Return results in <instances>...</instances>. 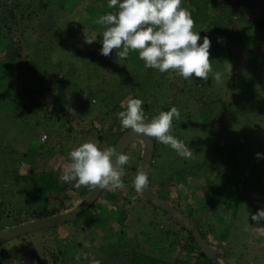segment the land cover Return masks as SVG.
Here are the masks:
<instances>
[{"label":"trees","instance_id":"obj_1","mask_svg":"<svg viewBox=\"0 0 264 264\" xmlns=\"http://www.w3.org/2000/svg\"><path fill=\"white\" fill-rule=\"evenodd\" d=\"M50 2L51 0H0V106L6 104L3 96H8L9 99L17 97L10 99L17 109L22 106L26 98L33 104H40L37 100L41 94L56 89L55 83L41 84V77L40 81H32L33 70L42 71L43 68L40 69L38 61L32 62L29 59L30 53L33 55L40 53L42 58L39 59L43 60L51 57L57 58L59 59L55 62L57 64L62 63L57 52L61 49L63 50L60 56L65 54L79 56V51L76 49L70 51L69 46L70 37L74 41V35L71 32L73 24L48 13ZM54 2L60 5L61 0H54ZM98 3L102 4L101 7ZM208 3L209 17L216 20L213 22L216 30L213 35V44L218 50L224 46L223 41L226 38V35H223L225 30L220 29L223 25L222 20L225 19L229 25L235 24L236 21L246 23L247 20L244 14L227 11L223 5L217 3V0H208ZM81 4L84 5L85 17L90 18L96 15V11L101 15L106 12L104 8L107 6V0H89V7L85 6L84 1ZM258 25L264 26V13ZM57 38L58 41H56ZM225 52L230 54L228 49ZM44 65L49 64H45L44 61L40 66L44 67ZM44 74L46 73L42 71L41 75ZM208 88H210L208 84L205 85V89L187 86L188 93L195 97L197 112L195 114L188 112L190 107L188 104L179 108V112L190 114V118L196 115L195 117L200 119L203 127L207 128V136H210L217 130L226 132L231 124H226L224 119H217L219 114L214 105L216 97L207 90ZM164 90L170 99L173 101L177 99L175 94H169L171 91ZM243 90H245L244 83H237V79L230 77L224 93L230 99H237ZM260 91L262 95L255 92L254 98L257 95L261 99L264 97V89ZM139 94V96L132 95L145 101L141 92ZM109 104L103 102L95 109L98 112L102 110V106L105 109L107 107L111 115L108 128L104 133L98 131L97 138L101 140L108 133H115V139L112 142L114 145L120 135L128 129L120 126L117 117V113L122 110L121 104L114 103L111 106ZM172 105L171 102L166 106L150 109L144 102L142 108L146 118L151 119L158 110H168ZM253 105V102L242 104L240 107L242 110H233L234 114H245L246 119L245 124H240L236 131L238 135L240 134L239 138L246 136L251 140V146L254 143L250 155L252 160L259 162L263 168L264 157L258 159L255 153H264V112L263 116H260L261 120L256 121V118L253 120V116L259 113L257 110L253 111L254 113L251 112ZM56 107L51 104L48 113L53 112ZM81 107L84 108V112L85 102H81ZM60 110L63 112V108ZM93 112L95 111H91ZM44 113L47 114L45 111ZM252 113L253 116H251ZM87 119L88 116L85 121ZM240 121H242L241 118ZM86 125L87 123L83 126ZM172 125L176 126L172 134L181 140L184 139L187 131L180 132L181 126L177 125L174 119ZM243 126H248L254 132H258L259 128L263 127V136L261 138L254 135L249 136L241 128ZM46 136V139L41 141L49 138V135ZM152 139L154 147L148 168L150 186L160 197L178 207L198 229L202 237L222 252L231 264H244L242 259L245 255L243 258L242 254L237 255L238 261L236 262L228 258L231 254L230 245L235 240L230 238L237 234L236 229H231L239 208L237 198L243 199V195L236 192L225 199L222 193L226 182H237L240 186L251 180V177L244 175L243 166L236 165L228 168L229 165L226 164L228 153H224L221 144L214 152L199 151L196 153L193 151L190 158H183L169 146L161 144L155 138ZM188 145L190 146L189 143ZM127 147L123 153H126ZM130 147L131 151L126 153L130 155V160L136 151L138 155L123 169L124 187L115 192L102 189L96 199L70 221L26 232L1 242L0 264H90L85 258L86 255L100 260V264H213L186 229L174 222L164 210L146 202L140 193L135 192L132 179L139 166L142 144L136 140L131 143ZM42 149L45 151L44 147ZM163 151L169 153L167 166H162ZM37 156L38 158L36 156L33 158L29 152L8 155L0 148V187L3 188L0 192V231L30 220L63 212L73 207L92 188L88 186L75 188L72 183L60 182L61 167L50 161H46V167H43L44 159L38 154ZM177 163L179 168H173ZM165 171H168L170 175L157 179L160 178L158 173L165 174ZM226 171L239 173V175L229 180ZM177 172H181L180 177H175ZM262 176L264 177V174ZM218 177L224 181L221 185L215 186L214 180ZM22 180L24 183L19 186ZM170 181L181 184L182 187H191L192 190L186 191L185 194H181L178 188L171 191L167 188ZM163 182L166 185H163ZM257 186L262 188L264 183ZM159 190L163 193L160 194ZM229 213L230 218H227ZM251 214L254 213H250L249 221L256 228L255 222L251 220ZM261 224H264V221ZM77 234L79 236L75 238ZM15 240H20L21 243H14ZM87 240L97 248V251L92 252L88 248L85 249L84 242ZM258 245L264 247V238L258 240ZM250 263L264 264V261L254 258V261Z\"/></svg>","mask_w":264,"mask_h":264},{"label":"rangeland","instance_id":"obj_2","mask_svg":"<svg viewBox=\"0 0 264 264\" xmlns=\"http://www.w3.org/2000/svg\"><path fill=\"white\" fill-rule=\"evenodd\" d=\"M83 1L85 6H90L88 5L89 0H61L60 5L51 0L47 12L54 17H59L60 20H67L73 24L71 32L76 42L70 37L69 46L71 47L70 51H72L71 49L78 50L79 56H75V54L73 56L69 54L60 56L63 50L61 49L57 51L60 60L62 63H67L57 64L55 63L59 60L57 58L51 57L43 60L39 59L42 58L40 53L34 55L30 53L29 59L32 62L36 60L41 65L45 61V64H49L44 65V67L39 65L40 69L43 68L42 71L46 73L44 75H41L42 71L40 70H33V74H31L33 75L32 81H40L39 78L41 77V84L55 83L57 87L47 93L45 92L43 95L41 94L37 100L40 104H33L26 98L18 109L10 100L17 97L9 99L8 96H3L6 104L0 106V148L8 155L29 152L32 157L36 156L38 158V154L40 158L44 159L43 167H46V161H50L61 167L62 170L63 165L68 162L69 151L83 141L94 140L102 148L113 147L112 142L115 139V133H108L101 140L97 138L98 131L104 133L111 120L107 107L105 109L102 106V110L98 112L95 110L103 102L110 103L109 106L114 103L122 104L129 97H134L133 95L139 96V92H141V95L145 98L144 102L147 103L150 109L166 106L172 102V106L177 107L178 110L188 104L190 106L188 112L195 114L198 107L195 97L188 93L187 86L191 85L192 87L205 89V85L208 84L210 88L207 90L216 97L214 105L217 107V114H219L217 119H224L226 124H231L227 131L223 133L217 130L212 135L207 136V128L203 127L200 119L195 117L196 115L190 118V114L180 113L179 118H174V120L177 125L181 126L180 132L187 131L182 141L186 144L189 143L194 152H214L216 147L221 144L224 153H228V162H226L229 165L228 168L242 165L244 175L251 177L249 182H245L240 186L237 182H226V187L222 190L225 199L236 192L242 193L241 196L243 195V199L237 198L239 199V208L231 225V229H236L237 234L232 235L230 238L235 240L230 245L231 254L228 258L232 262H236L238 261L237 255L242 254V258L245 255L242 259L244 264H255L250 263L254 261V258H259V261L262 260L263 262L264 247H259L258 240L264 238V234H260L255 230V225H252L249 221V215L251 212L255 213L258 209L264 208V187L259 188L257 186L264 183V177L262 176L264 167L261 168L259 162L255 161V163L252 160L250 153L254 143L251 146V140L246 136L239 138L240 134L238 135L236 131L240 124H245V114H234L235 111L233 110H242L240 109L242 104L253 102L251 112L256 110L259 112L255 116H253L254 112L251 114L253 120L256 118V121H259L261 120L260 116H263L264 97L261 99L257 95L254 98L253 94L256 92L262 95L260 90L264 89V68H262L264 67V26L258 25L263 19L264 0H217V3L223 5L227 11H237L244 14L246 16L245 20H247L246 23L236 21L232 25H229L225 19L222 20L223 25L220 29L221 31L225 30L223 35L225 34L226 38L223 41L224 46L218 50L213 44V35L216 32L213 22L216 20L209 17L208 0H182V6L189 8L192 12L193 30L199 31L201 37L208 36L211 41L209 59L213 71L209 73L206 83L196 77L186 80L172 70L161 73L156 69L145 68L144 62L138 58V53L135 51L130 52L124 60H121L115 54V50L109 56L104 57L99 52L101 47L99 34L97 40L91 43L85 41L92 33L103 31L102 26L97 23L101 14L96 11L95 16L85 17L84 5L81 4ZM101 5L99 4L100 7ZM104 9L107 11V6ZM67 15L68 17H66ZM235 17L237 18V15ZM56 41H58V38ZM226 49L230 51V54L225 52ZM151 70H153L152 73ZM217 71L222 73L220 82L214 79V73ZM230 77L237 79V83H244L245 90L242 94H239L240 96L237 99H230L224 93ZM164 89L171 91L169 94H175L177 99L175 101L170 99L164 93ZM82 101L86 104L84 112V108L81 107ZM51 104L57 107L53 112L48 113ZM60 108H63V112ZM91 111L95 112L91 113ZM87 116L88 119L85 121ZM240 118L242 121H240ZM86 123L87 125L83 126ZM175 127L172 125L171 131ZM241 128L249 136L254 135L259 138L263 136V127H260L258 132L251 131L248 126ZM43 134L49 135L46 141H41L47 137H44ZM130 146L131 144L127 147L126 153L131 151ZM137 146H139V143H137ZM43 147L45 151L42 149ZM162 153V166H167L169 164L167 160L169 153L166 151ZM133 154L131 162L137 157L138 152L136 151ZM170 158L172 157L170 156ZM218 160L220 159L218 158ZM9 164L13 165V163ZM173 168H179V164L177 163ZM167 172L165 171V174L163 172L158 173L160 178L157 179L169 176L170 174ZM226 172L229 180L237 178L239 175V173ZM180 174L181 172H177L175 177H180ZM222 181L224 180L218 177L214 180V185L219 186ZM23 183L22 180L19 186ZM164 184L166 185L163 182ZM186 187H182L181 184L174 181L167 184V188L171 191L178 188L181 194L192 190L191 187ZM2 189L0 187V192ZM152 189L156 192L153 187ZM159 191L160 194L163 193V191ZM188 200L191 201L189 198ZM232 200L234 201V199ZM78 236L79 234L75 238ZM14 243H21V241L15 240ZM84 244L85 249L88 248L92 252L97 251V248L89 240Z\"/></svg>","mask_w":264,"mask_h":264},{"label":"clouds","instance_id":"obj_3","mask_svg":"<svg viewBox=\"0 0 264 264\" xmlns=\"http://www.w3.org/2000/svg\"><path fill=\"white\" fill-rule=\"evenodd\" d=\"M107 9L109 11L97 21L103 31L94 32L85 39L91 43L99 34L101 55L109 56L115 50V54L124 60L135 51L145 68L161 73L172 70L186 80L196 77L206 81L209 78L213 71L209 59L211 41L208 36L201 37L199 31L193 30L192 12L182 6V0H107ZM221 78V72L214 73L217 82ZM143 103L137 97H129L122 103V110L117 113L120 126L130 129L133 134L155 138L178 156L190 158L192 148L171 131L173 119L180 116L178 108L172 106L168 110H158L148 119ZM255 156L259 159L264 153L257 152ZM129 164L128 154L86 140L69 151L68 162L63 165L59 180L72 183L75 188L88 186L115 192L124 187L123 169ZM147 183L146 171L143 167L138 168L132 179L133 189L140 193ZM251 220L256 224L255 230L264 234V224H261L264 208L251 214ZM85 258L90 264H100L95 257L86 255Z\"/></svg>","mask_w":264,"mask_h":264},{"label":"water","instance_id":"obj_4","mask_svg":"<svg viewBox=\"0 0 264 264\" xmlns=\"http://www.w3.org/2000/svg\"><path fill=\"white\" fill-rule=\"evenodd\" d=\"M136 140H139L142 144V151L138 168L143 167L148 176V168L154 147L152 138H146L142 135L133 134L131 130L128 129L120 135L113 147L116 148L117 151L123 153L125 148ZM101 191L102 189L91 188L89 192L82 199L77 201V203L73 207L63 212L35 220H30L28 222L17 224L1 230L0 243L26 232L59 225L61 223L74 219L82 210L86 209L94 199H96ZM140 195L146 202L164 210L174 222L186 229L192 235L193 239L196 241L205 256L213 264H231L224 257L222 252L215 249L206 239L202 237L198 229L195 228L191 221L180 211L178 207L161 198L152 189L149 184V180L144 190L140 192Z\"/></svg>","mask_w":264,"mask_h":264},{"label":"built area","instance_id":"obj_5","mask_svg":"<svg viewBox=\"0 0 264 264\" xmlns=\"http://www.w3.org/2000/svg\"><path fill=\"white\" fill-rule=\"evenodd\" d=\"M44 135V137H46V135L45 134H43Z\"/></svg>","mask_w":264,"mask_h":264}]
</instances>
